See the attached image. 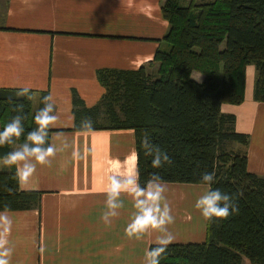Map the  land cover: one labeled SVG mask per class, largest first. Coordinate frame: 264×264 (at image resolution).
<instances>
[{"label":"crops","instance_id":"crops-1","mask_svg":"<svg viewBox=\"0 0 264 264\" xmlns=\"http://www.w3.org/2000/svg\"><path fill=\"white\" fill-rule=\"evenodd\" d=\"M165 2L0 0V90L28 87L36 110L41 93H51L59 120L49 129L50 143L59 146L66 140L69 145L50 166L37 165L28 182H18L20 191L41 198L38 210L6 213L10 264H145V251L155 246L159 233L126 236L135 211L131 198L122 194L119 214L108 225L101 220L109 177L138 176L133 133L71 132L72 93L92 108L104 95L98 71H135L151 64L156 51L166 52L163 38L169 27L160 12ZM191 77L198 83L203 79L196 73ZM254 79L255 69L249 66L244 102L222 105L220 112L233 116L235 132L249 137L248 173L264 177V105L253 101ZM57 133L62 135L57 138ZM73 151L79 156L73 157ZM5 167L0 161V171ZM166 187L174 217L167 226L175 236L170 245L204 243L206 220L195 203L208 188Z\"/></svg>","mask_w":264,"mask_h":264},{"label":"trees","instance_id":"trees-1","mask_svg":"<svg viewBox=\"0 0 264 264\" xmlns=\"http://www.w3.org/2000/svg\"><path fill=\"white\" fill-rule=\"evenodd\" d=\"M160 12L169 27L163 38L168 50L156 51L151 64L135 71H98L104 95L92 108L73 92L71 132H78L85 117L92 118L94 131H131L142 186L156 172L168 185L205 186L235 196L237 211L206 220L204 243L169 245L160 264H242L244 259L264 264V177L248 173L249 137L236 133L235 118L220 112L222 105L244 102L249 66L255 69L253 101L264 105V0H166ZM151 65H157L153 74L147 71ZM18 91L0 90V131L17 115L16 105L24 106L25 117L24 134L14 145L0 146V161L36 127L35 113L48 95L41 93L32 111L33 99L17 96ZM145 132L171 164L152 167V157L140 147ZM213 170L216 181L202 184L201 174ZM15 172V166L0 171V212L38 210L41 194L20 191Z\"/></svg>","mask_w":264,"mask_h":264},{"label":"clouds","instance_id":"clouds-1","mask_svg":"<svg viewBox=\"0 0 264 264\" xmlns=\"http://www.w3.org/2000/svg\"><path fill=\"white\" fill-rule=\"evenodd\" d=\"M17 96L33 99L28 87L17 92ZM43 107L34 116L36 127L27 133L23 143L15 146L3 158L4 166H15V176L18 182L23 185L30 180L36 172L37 165H51L58 151H63L69 147L66 140H61L59 146L49 143V129L55 127L59 116L56 114V101L49 93L42 99ZM22 104L16 105L14 111L17 115L7 123L0 131V146L14 145L24 134L25 119ZM80 133H91L94 131L92 118H82L77 128ZM62 134L57 133L59 138ZM140 147L145 156L152 157V167L159 169L164 164H171L169 155L153 144L148 133H143L140 139ZM79 153L73 151V157H78ZM216 181V173L204 172L201 174V183L212 185ZM10 191V189H9ZM167 191L166 182L162 177L153 172L142 186L138 176H116L109 177L106 187L105 210L101 214V220L106 224L111 223V219L116 217L118 210L124 207L121 195L126 194L132 200L135 209L130 222L125 228V234L129 238L140 239L149 231L159 234L154 241L155 246L145 251V264H160V258L167 252L168 246L173 243L175 236L169 232L167 226L174 223L170 206L165 199ZM195 208L200 211L203 218L209 222L216 219L227 218L231 213L237 211L235 196L226 194L219 189L206 190L195 203ZM0 264H10L12 249L8 247L6 234L11 230V221L5 212H0Z\"/></svg>","mask_w":264,"mask_h":264},{"label":"rangeland","instance_id":"rangeland-1","mask_svg":"<svg viewBox=\"0 0 264 264\" xmlns=\"http://www.w3.org/2000/svg\"><path fill=\"white\" fill-rule=\"evenodd\" d=\"M203 1H205V0H198V2H203ZM160 51H162V50H160ZM156 70H157V65H151V67L147 68L148 73H152V74ZM36 105H37L36 102L33 101L32 111L36 110ZM199 192L201 193V191H199ZM242 264H250V263L248 262V260L244 259Z\"/></svg>","mask_w":264,"mask_h":264}]
</instances>
